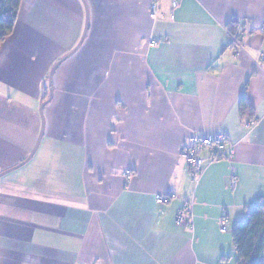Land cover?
I'll return each mask as SVG.
<instances>
[{
  "label": "crops",
  "instance_id": "crops-1",
  "mask_svg": "<svg viewBox=\"0 0 264 264\" xmlns=\"http://www.w3.org/2000/svg\"><path fill=\"white\" fill-rule=\"evenodd\" d=\"M151 2L22 0L0 46V175L34 151L51 71L88 30L38 151L0 179V264H238L234 227L264 203V0H164L156 22ZM210 134L236 154L197 184L182 149Z\"/></svg>",
  "mask_w": 264,
  "mask_h": 264
},
{
  "label": "trees",
  "instance_id": "trees-1",
  "mask_svg": "<svg viewBox=\"0 0 264 264\" xmlns=\"http://www.w3.org/2000/svg\"><path fill=\"white\" fill-rule=\"evenodd\" d=\"M22 0H0V46L14 32ZM228 31L239 45V37L230 25ZM253 108L247 99L240 103L242 117L251 116ZM233 242L238 264H264V203L253 207L246 220L238 222L233 230Z\"/></svg>",
  "mask_w": 264,
  "mask_h": 264
},
{
  "label": "built area",
  "instance_id": "built-area-1",
  "mask_svg": "<svg viewBox=\"0 0 264 264\" xmlns=\"http://www.w3.org/2000/svg\"><path fill=\"white\" fill-rule=\"evenodd\" d=\"M163 1L164 0H152L151 2L149 18L153 22H156L162 17L161 4ZM169 1L171 2L172 10H176L179 6L180 0ZM171 19H175L174 15L171 16ZM164 41L165 40L155 39L151 41L150 46L155 47ZM262 59L264 61V55H262ZM236 147L237 145L231 143L224 135L210 134L203 137L194 136L188 141L187 145L183 147L182 156L192 172L194 181L199 184L206 168L214 163L233 159L236 154ZM231 184L232 187H235L237 179H232ZM156 201L160 205H166L170 203L171 199L169 197L158 195ZM192 206L193 203H190L179 213L177 224L182 225L186 223ZM222 231H227L226 223H223Z\"/></svg>",
  "mask_w": 264,
  "mask_h": 264
},
{
  "label": "water",
  "instance_id": "water-1",
  "mask_svg": "<svg viewBox=\"0 0 264 264\" xmlns=\"http://www.w3.org/2000/svg\"><path fill=\"white\" fill-rule=\"evenodd\" d=\"M87 30H88V26L86 27V32L84 33V36H83L82 40L80 41V43L78 44V46H77V47H76V48H75V49H74L69 55H67L64 59H62L61 61H59V62L55 65V67L52 69V71H51V74H50V77H49L50 95H49V99L46 100V101L41 105V107H40V115H41L42 125H41L40 135H39V138H38V141H37V144H36V146H35L34 151H33V152L31 153V155L27 158V160L24 161L23 163H21L19 166L15 167V168H12V169H10V170H8V171L2 173V174L0 175V179H1L3 176H5V175H7V174H9V173H11V172H13V171H15V170H17V169L23 167V166H25L28 162H30V161L33 159V157L35 156L36 152L38 151V149H39V147H40V144H41V142H42V140H43V137H44V135H45V131H46L47 121H46V113H45V110H46V107L51 103L52 98H53V91H54V89H53V77H54L56 71L58 70V68H59V67L65 62V61H67V60L70 59L72 56H74V55L79 51V49L82 47V45H83V43H84V40H85V37H86Z\"/></svg>",
  "mask_w": 264,
  "mask_h": 264
},
{
  "label": "rangeland",
  "instance_id": "rangeland-1",
  "mask_svg": "<svg viewBox=\"0 0 264 264\" xmlns=\"http://www.w3.org/2000/svg\"><path fill=\"white\" fill-rule=\"evenodd\" d=\"M48 86H49V80H48ZM49 95H50V93H49V89L47 90V95H46V100H48L49 99ZM264 262V261H263Z\"/></svg>",
  "mask_w": 264,
  "mask_h": 264
}]
</instances>
